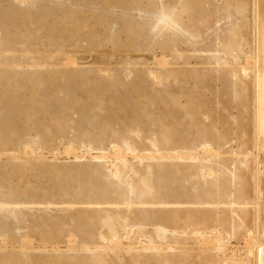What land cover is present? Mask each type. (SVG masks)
Returning a JSON list of instances; mask_svg holds the SVG:
<instances>
[{
	"label": "rangeland",
	"instance_id": "rangeland-1",
	"mask_svg": "<svg viewBox=\"0 0 264 264\" xmlns=\"http://www.w3.org/2000/svg\"><path fill=\"white\" fill-rule=\"evenodd\" d=\"M262 1L0 0V264H254Z\"/></svg>",
	"mask_w": 264,
	"mask_h": 264
},
{
	"label": "bare ground",
	"instance_id": "bare-ground-1",
	"mask_svg": "<svg viewBox=\"0 0 264 264\" xmlns=\"http://www.w3.org/2000/svg\"><path fill=\"white\" fill-rule=\"evenodd\" d=\"M258 43L260 47L261 59L263 61V69L259 75L258 85H259L261 101H262L261 131L263 133V149H264V0L262 1L261 31H260V37ZM255 175H256V197L258 198L255 228L256 231L259 232V244H257L258 247L256 248V251L254 253V264H264V160L262 161L261 171L260 172L258 171Z\"/></svg>",
	"mask_w": 264,
	"mask_h": 264
}]
</instances>
